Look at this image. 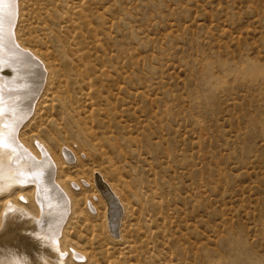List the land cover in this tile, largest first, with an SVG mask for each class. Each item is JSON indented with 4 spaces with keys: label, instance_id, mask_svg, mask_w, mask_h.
<instances>
[{
    "label": "rangeland",
    "instance_id": "rangeland-1",
    "mask_svg": "<svg viewBox=\"0 0 264 264\" xmlns=\"http://www.w3.org/2000/svg\"><path fill=\"white\" fill-rule=\"evenodd\" d=\"M14 4L48 79L23 131L80 184L71 263L264 264V0Z\"/></svg>",
    "mask_w": 264,
    "mask_h": 264
},
{
    "label": "bare ground",
    "instance_id": "bare-ground-1",
    "mask_svg": "<svg viewBox=\"0 0 264 264\" xmlns=\"http://www.w3.org/2000/svg\"><path fill=\"white\" fill-rule=\"evenodd\" d=\"M14 2L0 0V10L5 12L0 42V90L2 103L8 108L7 113L0 115V264H72V257L80 252L67 245L65 230L75 212L72 185L80 184L62 179L65 159L62 160L61 151L56 154L37 133L30 131L26 137L23 131L36 119V99L41 91L42 96L47 95L48 79L43 86L46 71L34 60L36 53L18 41L14 25L19 6L16 13ZM94 172L99 174L92 178L94 186L107 205L106 226L116 233L122 202L108 180Z\"/></svg>",
    "mask_w": 264,
    "mask_h": 264
},
{
    "label": "snow or ice",
    "instance_id": "snow-or-ice-1",
    "mask_svg": "<svg viewBox=\"0 0 264 264\" xmlns=\"http://www.w3.org/2000/svg\"><path fill=\"white\" fill-rule=\"evenodd\" d=\"M3 15H4L3 14V11L0 10V42H2V38H3V36H2V20H3ZM2 91L3 90H0V115H4L5 113L8 112L7 106L2 103ZM12 140H13V142H15L14 141V137H12ZM5 147H7V146H5ZM21 175L24 176L25 174L24 173H21Z\"/></svg>",
    "mask_w": 264,
    "mask_h": 264
}]
</instances>
